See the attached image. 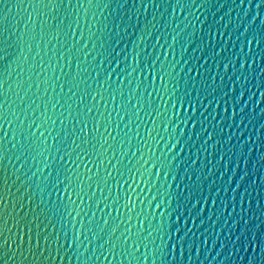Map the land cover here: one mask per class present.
I'll list each match as a JSON object with an SVG mask.
<instances>
[{"label":"water","instance_id":"obj_1","mask_svg":"<svg viewBox=\"0 0 264 264\" xmlns=\"http://www.w3.org/2000/svg\"><path fill=\"white\" fill-rule=\"evenodd\" d=\"M155 2L157 7L148 4L145 11L140 0H136L135 7L132 0H93L91 7L87 0H71L69 7L66 0L67 13L61 11L60 15H68L65 25L73 22L71 31L74 39L72 35H61L59 42L43 43L33 48L31 53L23 48V56L15 45L22 44L19 38L24 33H39L42 17L32 7L34 0H4L0 3V15L7 17L0 26V41H7L3 46L13 54L0 62V74L7 81L0 88V103L4 104L3 111L9 113L8 120L12 121L9 127L0 120V125H3L0 136L7 133L4 143L7 149H11L8 155L12 157V163L5 160L0 165L8 177L2 193L3 205L0 206L3 214L0 220V231L3 233L0 236V264H83L84 257L79 261V253L73 254L78 247V243H74L75 236L83 240L80 252L89 249L85 253L88 257L103 240L93 238L90 245L89 240L83 238L86 229L82 230V225L94 226L95 221L102 222L103 218L110 224L119 225L117 236L125 227H130L135 233L140 227L136 216L141 213L144 229L149 228V224L157 226L163 222L164 231L159 235L166 243L176 244V259L168 257L171 264H264L261 257V248L264 247V39H260L264 35V5L256 7L260 0H252L251 6L248 0H244L242 6L241 0H195L189 8L191 0H181L183 7L177 6L176 0ZM78 4H83V7H78ZM258 12L259 16L250 27L251 18L256 17ZM29 17L31 23H28ZM77 17L78 27L74 23ZM121 18L123 23H120ZM114 20L120 23L119 29L113 27ZM177 25L178 30H185L180 32L183 47L181 43L173 42ZM146 26L148 33L141 42ZM64 31L68 29L65 27ZM254 33L257 40H252ZM249 41H252L251 45ZM134 43L138 44L137 51L147 48L146 53H141V64L136 72H132V68L136 67L132 59ZM85 44L87 48H83ZM125 46L126 50L122 51ZM68 49L72 52L69 53ZM88 52L91 55L87 56L86 63L85 54ZM126 53L127 61L124 60ZM24 57H27L28 63H23ZM249 57L256 60L255 64L249 60L251 67L244 64ZM101 60L104 61L102 66L99 65ZM153 62L155 68L150 67ZM85 67L88 73L83 71ZM161 75L163 83L159 79ZM82 79L87 81L89 91L96 97L95 101L86 97L85 103L93 108L92 116L99 132L92 131L93 122L89 118L85 131L91 144L84 145L88 155L81 156L79 160H76L75 154L72 157L79 165L78 171L83 174L86 195L81 193L84 200L81 203L75 193H61L65 203H69L68 196L76 202L69 204L70 208L76 209L72 216H65L61 221L51 211L53 205L48 196L45 194L41 203L40 189L31 181L25 183L23 173L32 167L31 159L16 173L23 160L18 163L14 156L19 153L12 145L17 144L18 148L21 138L11 113L19 115L27 125L34 118L33 110L41 119V113L46 111L47 116L56 121L49 129L52 136L45 132L48 144L55 146L58 141L54 142L52 137L57 133L63 136V130L72 127L69 112L75 116L77 105L80 111L85 110L84 104L79 103V96L84 94L86 85L81 83L79 89L73 88L77 95L68 91L70 81ZM18 83L23 85V89L17 87ZM9 84L12 91L8 89ZM60 85L64 86L63 89ZM96 89L102 96L97 95ZM137 89L133 91L132 104L128 105L130 90ZM16 92L23 98V105ZM250 92L255 93L251 99ZM32 100L35 104L27 111L28 119L25 120L21 108H27ZM241 108L244 110L241 111ZM156 109L166 110L168 119L159 116ZM233 109L236 115H233ZM137 111L138 115L132 114ZM204 129L213 137L206 145ZM33 131L36 129L33 128ZM173 137L180 143L169 152L165 145L175 143ZM77 143H80L79 139ZM157 158L165 161V166L161 167ZM144 161L149 163L142 167ZM153 164L157 166L153 168ZM96 165H99L98 173ZM68 167L75 166L68 163ZM145 168L155 175L149 176ZM32 170L35 171V168ZM17 175L21 176L19 181L16 180ZM88 175L93 177V181L98 175L106 180V184L101 181L98 188L87 179ZM89 183H92L91 189L87 187ZM198 199L201 202L196 205ZM51 200H56L55 194ZM157 202L160 208H156ZM129 203L131 210L125 207ZM77 212L80 214L77 215ZM23 216H27L29 222L35 220L31 224L33 236L37 224L42 233L46 228V234L59 236L63 246L59 256L53 250L52 259L47 258V253L33 258L27 252V245L24 255H20L14 241L19 243L16 235L18 222L22 229L20 235L27 232L25 222L21 221ZM240 216L248 222L247 228L251 231L243 222L238 223ZM168 232L171 240L166 235ZM88 235L91 237V233ZM4 240L8 241L7 245H4ZM204 241L207 243L204 244ZM160 243L157 238L156 244ZM181 245L183 256L180 255ZM107 247L105 245V249ZM96 254L100 255L99 252ZM89 264H120V261L111 257L105 260L100 256L99 260L92 257ZM146 264H151V260ZM155 264H161L160 260L157 259Z\"/></svg>","mask_w":264,"mask_h":264},{"label":"snow or ice","instance_id":"obj_2","mask_svg":"<svg viewBox=\"0 0 264 264\" xmlns=\"http://www.w3.org/2000/svg\"><path fill=\"white\" fill-rule=\"evenodd\" d=\"M4 0H0V3H3ZM66 0H34V3L32 5L34 11H36V14L40 17H42L40 21V31L39 33H24L23 36L19 38V40L22 42L15 45L18 49H20V55L23 56V48H26L29 53L33 50V48L40 47L41 44L47 43L52 44L53 41L59 42L61 35L68 36L72 35L74 39V33H72V23L69 22L67 25H65V20L69 19L68 15L61 16V11L67 13V8L65 7ZM141 6L147 10L148 4H151L153 7H157L155 0H147V3H145V0H140ZM249 5L251 6L252 0H248ZM88 5L91 7L93 6V0H87ZM244 0H241V6L243 5ZM133 7H135L136 0H132ZM177 6L183 7L181 5V0H176ZM195 4V0H191V4L188 5L190 8ZM67 5L71 6V0H67ZM264 5V0H260V3L256 4L257 8H261V6ZM99 7V5H96ZM6 7V5H5ZM78 7H83V4H78ZM173 12H175V8H173ZM259 16V12L256 14V17L251 18V24L255 23V19ZM7 17L0 15V26L4 24ZM93 19H95V14H93ZM107 19V17H105ZM155 19V17H153ZM51 20L52 23H48V21ZM19 23V21H18ZM28 23H31V18L29 17ZM28 23L25 24V27L27 28ZM76 23L77 27L79 26V17L76 18L74 21ZM120 23H123V19L121 18ZM120 23H117L115 20L113 21V27L116 29L120 28ZM191 24V22H189ZM67 28L68 31L65 32L64 28ZM106 27V26H105ZM153 28H155V25H152ZM187 27V26H186ZM179 25H177V28L174 29V32H176V35L173 36V42L174 43H181L183 40V37H180V32L185 30H178ZM125 32H127V28L124 29ZM148 33L147 26L145 28V32L140 37V41L142 42L144 39L145 34ZM118 34V33H117ZM191 35H194L192 33ZM27 37V38H25ZM177 37H180V39H177ZM247 39V37H245ZM260 39H264V35H261ZM252 40H257V35L254 33ZM39 41V43L37 42ZM7 41H0V62L6 61L10 55H13L12 53L8 52L7 47H4L3 45L6 44ZM167 43V42H166ZM252 41H249V45H251ZM181 46L183 47V43H181ZM9 47H12V45H9ZM75 47V45H73ZM169 47H172V45H169ZM83 48H87V45L85 44ZM127 46H125V49H122V51H125ZM138 44L134 43L133 49H132V59L136 63V67L132 68V72H136L137 68H139L141 64V53H146L147 48H140L139 51H137ZM79 51H82V49H78ZM113 52H115V49H112ZM68 52L71 53L72 49H68ZM39 53H37L38 55ZM91 55V52H88L85 54V62L87 63V56ZM99 55H103V53H99ZM119 55V54H117ZM78 59V57H77ZM95 59V57L93 58ZM107 59V57H105ZM157 60L159 57L156 58ZM124 60H128L127 53L124 56ZM249 60L251 61V64H255L256 60L254 57H249L248 60L244 61V64H247L249 67H251V64H249ZM15 62V61H12ZM23 63H28L27 57H24ZM104 63L103 60L99 62V65L102 66ZM231 63V61H229ZM244 64L241 65V67L244 66ZM10 66V64H9ZM43 67V65H41ZM151 68H155V62H153L150 65ZM227 67V65H225ZM161 68L163 69V65H161ZM85 73H88V68L85 67L83 69ZM95 71V69H93ZM141 72L144 71V69H140ZM170 75V73H165ZM264 74V73H262ZM19 77V73L17 74ZM99 75V73H97ZM132 73H129V76H131ZM9 78H11L9 76ZM108 79H111V76L108 77ZM161 82L163 83V75L159 77ZM70 87L68 91L72 93L73 95H77V93L73 92V88L79 89L80 84L83 83L86 85V87L83 89L82 95L79 96V103L84 104L85 110L80 111L79 105H77V114L75 116L72 115L71 112H69V116L72 120V127L71 129H64V135L61 136L60 133H57L56 136H53L52 139L54 142H57L55 146L48 144V137L45 136V132L48 133V136H52V131L49 129L51 126H54L56 124L55 120H52L51 117L47 116L46 111L41 113V117H36V113L33 110L32 116L34 117L27 125H25L24 121L21 120L20 116L17 115L15 112H12L11 115L14 117L15 121L17 122V132L19 137L21 138L19 143V147L17 148V144H13L12 148H16L17 152L19 153L14 154L15 159L18 163H20L22 160L23 162L20 163V168L16 169V173H19L22 168H24L25 164H27L28 159H31L32 161V167L28 168V171L23 173V176L26 177L25 183H28L31 181V183H35L36 187L40 189L41 191V203H43L44 195L46 194L49 198V201L52 203L53 207L51 211L55 216H58L61 221L65 218V216L71 217L73 212L76 210L75 208H70L69 204H75L76 202L71 199V196H68V202L65 203L64 200L61 197V193L67 194L69 191L76 194L77 198L80 199L81 203L84 202L83 196L81 193H84V187L85 182L83 179V174L78 171L79 165L76 164V160H79L81 156H87L88 150L86 147H84L85 144H91V140H89L88 134L86 133V129L88 128V119L90 118L93 122L92 131L93 132H99V126L96 124L95 117L92 116L93 108L89 107L85 103L86 97H91L93 101H95L96 97L92 95L91 91H89L90 86H87L86 80H80V81H70ZM141 83H143L141 81ZM7 84V81L3 80L2 74H0V88H3ZM97 84L99 85V81L97 80ZM131 86V80L129 81V87ZM17 87H20L23 89V85L18 83ZM61 89H63V85H60ZM102 87V85L100 86ZM111 87V85H109ZM9 91H12L11 85H8ZM259 90V89H258ZM97 95H101L102 93L99 92V89L95 90ZM133 91L137 90H130L129 92V99L127 101L128 105L132 104V95ZM45 94H47V90L45 89ZM15 95L18 99L21 101V105L24 104L23 98L20 97L19 93L16 92ZM120 95L123 97V91L120 92ZM150 95V94H149ZM227 95V93H225ZM241 95H243V92H241ZM264 95V93H262ZM255 96V93H249V99ZM114 99V96H113ZM139 103V99L137 101ZM6 103V101H5ZM189 106L191 107V101L188 102ZM35 104V100H32L31 104H28L27 108H21V115H24V119L27 120L28 117L26 115L27 111L32 108V105ZM37 107H39L37 105ZM167 106H165L166 108ZM175 108V105H173ZM183 107V104L181 105ZM201 107H203V104H201ZM246 107V105H245ZM55 108V105H53V109ZM4 104L0 103V120H3L5 123L9 125V127L12 126V121L8 120L9 113L3 111ZM142 110V109H140ZM244 109L241 108V111ZM128 109L125 107V112L127 113ZM157 114L161 117L167 118V112L160 111L159 109H156ZM119 115V113H117ZM134 115H138V111L135 113H132ZM63 115V113H61ZM110 115V114H109ZM233 115H236L235 109H233ZM83 117V118H82ZM40 120L39 123H37V120ZM123 119V117H121ZM189 120L193 119V117H188ZM172 123H175L174 121H170ZM60 123L63 125V120L60 121ZM155 123V121H153ZM243 123V121H241ZM127 127V125H125ZM33 128L36 129V131H33ZM43 129V131H41ZM3 130V125H0V131ZM54 130V129H53ZM105 131H107V128L105 127ZM37 132H39V135H37ZM204 132L207 136V139L204 140V144L206 145L210 139H213L212 133H209L207 129H204ZM7 137V133L4 132L2 136H0V165L4 164V161L7 160L9 163H12V157L8 155L9 152H11V149H7L5 147V139ZM13 139H16V136H13ZM77 139H79L80 143H77ZM95 139V137H93ZM175 143H168L165 145V147L171 152V150L176 147L180 141L178 139H175ZM249 141L251 142V138H249ZM9 143H11L9 141ZM103 146V145H102ZM93 148H95V145H92ZM70 149V150H69ZM73 154H75L76 160H73ZM100 155H103L101 153ZM115 153H113V156ZM67 158V163L65 162ZM97 159L99 160V156H97ZM141 159H143L141 157ZM68 163L73 164L75 167L70 168L68 167ZM109 164H111V160L108 161ZM149 161H144L141 165L144 167V165L148 164ZM157 163L163 167L165 166V161H161L157 158ZM87 168V165H84ZM157 164H153L152 167L155 168ZM97 167V173L99 172V165H96ZM35 168V171L32 169ZM92 169H88V172L91 173ZM31 172V175L29 176L28 173ZM145 172L149 173V176L155 175V173L150 172L149 169L145 168ZM0 173H3L0 175V206L3 205V190L6 188L7 185V172L4 168H0ZM111 175V173H109ZM143 175V174H142ZM38 177V179H37ZM21 179L20 175L16 176V180L19 181ZM87 179L89 181H93V177L91 175L87 176ZM103 181L106 184V180L104 178L99 177L97 175V179L93 181L96 186L99 188L100 182ZM41 184H43V188H41ZM29 187H31V184H29ZM89 189L92 188V183H89L87 185ZM79 189V191H77ZM159 191V190H158ZM55 194L56 200L52 201L51 198ZM86 195V193H84ZM155 199V198H154ZM31 202V201H29ZM200 200L198 199L196 201V205L200 204ZM189 203H191V200H189ZM196 205H193V207H196ZM160 203L157 202L156 208H160ZM77 207H79L77 205ZM99 207V205H97ZM107 207V205H105ZM126 208L130 207V203L125 205ZM151 207V205H149ZM21 211H23V205L21 204ZM82 211V209H81ZM200 209L197 208V212H199ZM77 215L80 213L77 212ZM142 214V213H141ZM141 214H137L136 220L140 227L137 228L135 233H132V229L130 227H125V230L123 232H120V235L117 236L116 233L119 231V225H113L110 224L107 219L102 218L101 221H95L94 226H87L82 225V230L86 229L83 234L84 239L89 240V244L91 245L92 241L94 240H103V243H99L98 247L92 251V256L88 257L85 256V253L89 251L88 248H85L83 252H80V246L83 244V240L80 239L79 236H75L74 243H78V247L76 251L73 253L77 255V259L80 261L81 257H84L83 264H89V260L92 259V257L95 258V260H99L100 256H103L105 260H108L109 257H111L113 260L119 259L120 264H123L124 261H127V264H146L147 261L151 260V264H155V261L157 259L160 260L161 264H171V262L168 260V257L171 256L172 260L176 259V244H170L166 243L164 240V237L159 235L160 232L164 231V225L163 222L157 226H153L149 224V228L144 229L143 228V221L140 219ZM92 216L95 217V213H92ZM179 219V217H177ZM3 219V214L0 212V220ZM36 219H39V217H36ZM144 219H147V215H144ZM21 221H24V227L27 229V232L24 233V235H20V232L22 229L19 227V222L17 223V233L16 235L19 237V243L16 244V250L20 253L21 256L24 255L25 245H27V252L29 255H31L33 258H36L37 256L43 257L45 253L48 254L47 258L52 259V251L54 250L56 255H60V250L63 247L60 244V238L59 236H52L51 234H46L47 229L45 228V231L42 233L39 228L40 225H36V233L35 236H33V229L31 227V224L35 223V220L29 222L27 221V216L21 217ZM239 222H243L245 227L247 228V221L244 220L243 216H240ZM91 223V222H90ZM129 223H131V220H129ZM193 223H195L193 221ZM73 228L75 229V225H73ZM248 231H251L250 228H247ZM8 231H11L10 229ZM153 231L156 233L155 236H153ZM188 232L191 231V229H187ZM87 233V235H86ZM88 233H91V237L88 235ZM128 233H132L131 235H128ZM145 233H147L145 235ZM187 234V233H185ZM3 233L0 231V236H2ZM168 235V239L171 240V234L170 232L166 233ZM65 236H67V233H65ZM25 237H27L25 239ZM90 237V239H89ZM106 237V238H105ZM157 238L161 241L159 245L156 244ZM239 239V237H237ZM131 241V243H129ZM4 245H7L8 241L4 240ZM65 243H67V240H65ZM204 244L207 242L204 241ZM251 241H249V246H251ZM105 245H108L107 249H105ZM151 246V249H150ZM235 247V245H233ZM141 248L144 249L143 252H141ZM183 246L180 247V255L183 256ZM99 252L100 255H97L96 253ZM197 255H199V250L197 249ZM219 256V253H218ZM261 257L262 260H264V247L261 248Z\"/></svg>","mask_w":264,"mask_h":264}]
</instances>
